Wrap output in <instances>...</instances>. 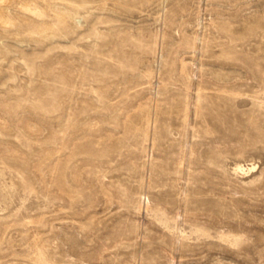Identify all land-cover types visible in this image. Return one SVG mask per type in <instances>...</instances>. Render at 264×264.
I'll return each instance as SVG.
<instances>
[{"label":"rangeland","instance_id":"374dc122","mask_svg":"<svg viewBox=\"0 0 264 264\" xmlns=\"http://www.w3.org/2000/svg\"><path fill=\"white\" fill-rule=\"evenodd\" d=\"M0 264H264V0H0Z\"/></svg>","mask_w":264,"mask_h":264},{"label":"bare ground","instance_id":"6f19581e","mask_svg":"<svg viewBox=\"0 0 264 264\" xmlns=\"http://www.w3.org/2000/svg\"><path fill=\"white\" fill-rule=\"evenodd\" d=\"M237 169H242V170H243L244 168H243V167H241V166H238V168H237ZM245 169H246V168H245ZM246 170H247V169H246Z\"/></svg>","mask_w":264,"mask_h":264}]
</instances>
